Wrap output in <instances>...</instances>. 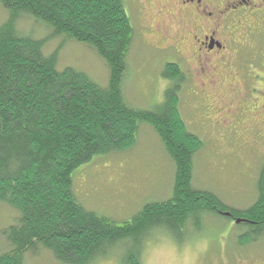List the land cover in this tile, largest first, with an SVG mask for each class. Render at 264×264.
<instances>
[{
	"label": "trees",
	"instance_id": "16d2710c",
	"mask_svg": "<svg viewBox=\"0 0 264 264\" xmlns=\"http://www.w3.org/2000/svg\"><path fill=\"white\" fill-rule=\"evenodd\" d=\"M0 4L8 12L0 24V202L18 212L16 222L0 230L11 247L0 254V264H23L26 253L40 248L60 264H89L122 242L130 246L126 264H142L140 252L155 230L178 233L187 223L198 228L206 214L235 222L239 245L264 239V163L256 198L245 208L191 185L193 155L203 141L188 130L179 110L178 65L164 63L162 75L174 84L155 108H134L124 99L134 27L123 0ZM27 16L49 29L46 38L17 31V20ZM54 37L90 48L107 68L106 85L71 67L57 70L59 45L43 53ZM142 122L153 128L174 163L171 195L118 223L78 201L71 174L95 155L129 148Z\"/></svg>",
	"mask_w": 264,
	"mask_h": 264
},
{
	"label": "rangeland",
	"instance_id": "374dc122",
	"mask_svg": "<svg viewBox=\"0 0 264 264\" xmlns=\"http://www.w3.org/2000/svg\"><path fill=\"white\" fill-rule=\"evenodd\" d=\"M123 1L134 27L122 79L124 99L134 108H155L163 101L169 84L162 75L164 63H180L186 77L180 83L179 110L188 130L203 141V146L193 155L191 185L215 193L230 206H249L257 195L256 179L264 163V153L242 160L230 153L231 148L218 145L216 140L220 138L218 131L222 132L225 127L220 120L229 117L233 121L236 114L247 108L243 101L250 95H235L229 90L243 84L249 90H258L260 86L264 89V54L242 55L237 57V63H231L227 59L228 53L221 50L227 56L222 57L220 63L223 64L217 63L213 67L204 63L197 70L199 64L192 60L195 43L191 30L195 32V28L190 18L185 17L183 24L171 22L168 14L160 11V0ZM7 16L8 12L0 4V24ZM16 29L20 34L34 38H46L50 33L44 24L30 16L17 20ZM234 40H239L237 35ZM255 44L256 52L260 43L256 40ZM58 45L57 70L71 67L86 73L98 85H106L107 68L90 48L54 37L45 42L43 53L53 51ZM164 47L168 49L162 51ZM204 58V61L208 60ZM211 60L208 61L214 64ZM238 68L244 82L235 73ZM252 97L260 100L262 96ZM216 98L221 108L211 113L208 124L200 123L202 119L195 113V106L199 101L212 102L215 106ZM229 124L227 119L225 125ZM222 144H225L224 140ZM173 176L172 159L153 128L142 122L135 142L129 148L93 156L73 170L71 179L74 194L86 209L121 223L144 204L169 198ZM17 216L15 209L0 202V230L16 222ZM153 233L140 252L142 264H264V239L239 245L235 222L223 217L206 214L198 228L187 223L178 233L165 229ZM128 245L122 242L106 247L89 264H126ZM10 248L0 233V254ZM23 264L60 263L48 250L40 248L36 254L26 253Z\"/></svg>",
	"mask_w": 264,
	"mask_h": 264
},
{
	"label": "flooded vegetation",
	"instance_id": "af4514ba",
	"mask_svg": "<svg viewBox=\"0 0 264 264\" xmlns=\"http://www.w3.org/2000/svg\"><path fill=\"white\" fill-rule=\"evenodd\" d=\"M159 2L162 3L160 11L168 14L167 17L171 18V22L183 24L185 17L194 22L195 32L191 30L195 43L192 60L199 64L197 70L204 63L211 64L213 67L220 63L222 57L226 56L221 53V50L228 53L226 58L231 63H237V57L242 55L264 54V0H160ZM236 35L239 38L237 42L234 40ZM256 40L260 45L255 52L256 48H253V44ZM164 49L168 48L164 47L162 51ZM204 57L208 60L213 59L214 64L208 60L204 61ZM168 62L176 63L181 70V78L186 77L180 63L174 61L165 63ZM237 71L235 73L244 82L239 68ZM165 79L169 83L167 88L173 86L174 80ZM231 91L229 90V93H235V95H250L243 101V104H247V108L243 109L239 115L236 114L233 121L229 117L220 120L225 127L223 130L221 127L222 132L218 131L220 138L216 142L222 147L231 148L230 153L233 152L237 158L242 157V160L257 158L264 153V89L260 86L258 90H249L243 84L239 87L235 86ZM254 95L262 97L258 100L252 97ZM210 104L212 102L199 101L195 106V113L202 119L200 123L208 124L211 113L221 108L219 100L215 106ZM223 112H225L224 109ZM227 119L230 120L228 126L225 125ZM222 140L225 144H222Z\"/></svg>",
	"mask_w": 264,
	"mask_h": 264
},
{
	"label": "bare ground",
	"instance_id": "6f19581e",
	"mask_svg": "<svg viewBox=\"0 0 264 264\" xmlns=\"http://www.w3.org/2000/svg\"><path fill=\"white\" fill-rule=\"evenodd\" d=\"M74 45V44H73ZM132 255V254H131Z\"/></svg>",
	"mask_w": 264,
	"mask_h": 264
}]
</instances>
